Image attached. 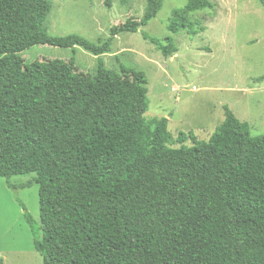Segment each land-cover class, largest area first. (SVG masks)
Returning <instances> with one entry per match:
<instances>
[{"label":"trees","instance_id":"trees-1","mask_svg":"<svg viewBox=\"0 0 264 264\" xmlns=\"http://www.w3.org/2000/svg\"><path fill=\"white\" fill-rule=\"evenodd\" d=\"M146 3L139 22L94 43L49 35L47 0H0V177L35 174L26 184L38 185L42 264H264V134L224 106L208 141L180 133L170 147L168 120L144 118V73L107 69L100 57L155 17L161 0ZM211 7L187 0L168 30L196 35L187 14ZM141 34L164 55L176 51L170 36ZM34 45L81 47L97 57L95 73L73 58L27 64L20 52Z\"/></svg>","mask_w":264,"mask_h":264},{"label":"rangeland","instance_id":"rangeland-1","mask_svg":"<svg viewBox=\"0 0 264 264\" xmlns=\"http://www.w3.org/2000/svg\"><path fill=\"white\" fill-rule=\"evenodd\" d=\"M50 11L43 23L49 35L76 34L97 43L111 27L127 19L139 22L146 0H47ZM187 0H161L155 17L137 32L116 35L109 52L101 55L107 69L140 70L147 80L146 121L166 118L168 146L179 147L178 135L192 133L208 141L223 121L224 106L246 122L251 135L264 134V0H210L211 8L187 14L198 20L196 35L168 24ZM163 39L170 36L176 51L164 55L141 32ZM34 61L74 59L77 71L94 75L97 57L81 47L34 45L20 52ZM192 145L190 140L182 143ZM34 173L0 177V264H42L33 240L40 232L38 185L26 184ZM11 184L15 187H9ZM25 207L23 210L22 205ZM25 213L32 219L29 225Z\"/></svg>","mask_w":264,"mask_h":264}]
</instances>
